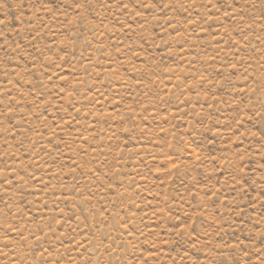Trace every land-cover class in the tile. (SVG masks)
I'll list each match as a JSON object with an SVG mask.
<instances>
[{"label":"rangeland","instance_id":"1","mask_svg":"<svg viewBox=\"0 0 264 264\" xmlns=\"http://www.w3.org/2000/svg\"><path fill=\"white\" fill-rule=\"evenodd\" d=\"M0 264H264V0H0Z\"/></svg>","mask_w":264,"mask_h":264}]
</instances>
